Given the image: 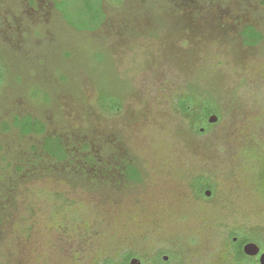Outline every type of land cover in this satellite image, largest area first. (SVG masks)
<instances>
[{"label":"rangeland","instance_id":"rangeland-1","mask_svg":"<svg viewBox=\"0 0 264 264\" xmlns=\"http://www.w3.org/2000/svg\"><path fill=\"white\" fill-rule=\"evenodd\" d=\"M86 1L0 0V264H231L264 240V0Z\"/></svg>","mask_w":264,"mask_h":264},{"label":"trees","instance_id":"trees-1","mask_svg":"<svg viewBox=\"0 0 264 264\" xmlns=\"http://www.w3.org/2000/svg\"><path fill=\"white\" fill-rule=\"evenodd\" d=\"M87 2V9H88V14H89V20L95 27H98L99 24L101 23L102 20V13L98 8H93L92 5L89 4L88 0ZM63 3V0H61V4ZM55 7L56 9L60 8V2L59 0H56L55 2ZM61 13L62 15L67 18V13L65 12L64 9H62L61 6ZM242 37H243V42L245 45L248 46H253L257 44L261 40V34L257 32L252 26H246L243 28L242 31ZM189 99V98H188ZM188 100L186 103L180 102L179 104V109H181L184 112H189L190 104H188ZM207 108L202 109V113L200 116L194 117V124H202V121L205 120L207 112ZM12 127L16 128L21 134L23 135H28V134H42L43 132V126L40 124L38 121H35L31 119L29 116H24V117H15L13 122H12ZM195 127V125H194ZM42 150L45 154H47L49 157L53 158L56 161H63L67 158V153L63 145L59 142L58 138H50V137H45L43 139L42 143ZM127 173L128 176L134 179H137V172L136 170L128 166L127 168Z\"/></svg>","mask_w":264,"mask_h":264},{"label":"flooded vegetation","instance_id":"flooded-vegetation-1","mask_svg":"<svg viewBox=\"0 0 264 264\" xmlns=\"http://www.w3.org/2000/svg\"><path fill=\"white\" fill-rule=\"evenodd\" d=\"M232 231H235L232 233L234 235L230 237L229 246L227 245L231 251V264H261L260 258L264 254V240L252 236L253 233L250 230L246 232L242 227H234ZM168 254H163L162 258L158 259L160 264H185V261L181 260L178 254L173 253L175 256ZM156 256L159 255L156 254ZM185 260L189 263L188 257ZM139 262L142 264L141 261Z\"/></svg>","mask_w":264,"mask_h":264},{"label":"water","instance_id":"water-1","mask_svg":"<svg viewBox=\"0 0 264 264\" xmlns=\"http://www.w3.org/2000/svg\"><path fill=\"white\" fill-rule=\"evenodd\" d=\"M207 193H208V192H206V194H207ZM253 248L257 249L255 246H253ZM255 251H256V250H255ZM260 263H261V264H264V254L261 255ZM129 264H140V262H139V260H137L136 258H132V259H130Z\"/></svg>","mask_w":264,"mask_h":264}]
</instances>
